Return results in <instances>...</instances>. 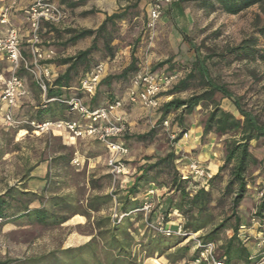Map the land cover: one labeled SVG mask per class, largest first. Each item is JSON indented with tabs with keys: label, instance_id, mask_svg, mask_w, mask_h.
<instances>
[{
	"label": "rangeland",
	"instance_id": "374dc122",
	"mask_svg": "<svg viewBox=\"0 0 264 264\" xmlns=\"http://www.w3.org/2000/svg\"><path fill=\"white\" fill-rule=\"evenodd\" d=\"M31 1V0H30ZM147 1L149 0H87L82 5L70 8L63 5L67 10V18L56 24L57 29L63 31L70 27L75 29L96 28L104 18V14L121 11L126 6H131L127 20L118 23L113 29L114 40L112 44L115 47V56L110 57L103 49V43L100 41V50L93 55L91 68L99 63L108 66V74L120 73L127 67L132 54L137 60V71L132 73L127 79L113 81L109 88L103 87L99 97V102L104 104L110 97H121L127 103V93L132 86V78L138 71H152L167 73L171 71H180L182 77H185L193 70V63L198 58H202L207 53H224L227 47L238 45L243 39L253 33L255 24L264 23V11L258 6L253 5L238 14H229L222 10L219 4L215 8L200 7L199 0H181L173 6L165 7L160 19L153 25H150L148 18ZM58 3V0H56ZM137 3V6H133ZM62 5V4H61ZM94 9L92 14H84L85 11ZM26 35L22 43V50L29 56V43L27 39L30 35L29 24L26 22ZM68 36L66 34H57L50 30L48 24L41 28V46L43 48H52L55 51V57L75 55L78 51L87 48L92 41V37L84 38L73 45L67 47L61 46V43ZM260 41V45H263ZM195 47H194V45ZM166 63L165 61H169ZM207 66L210 71V77L224 83L238 97L244 107L258 115L264 120V60L255 57L248 59H238L233 56H227L225 59L213 57L208 59ZM161 63H164L160 65ZM54 72L61 73L66 66L53 63ZM82 72L74 79L73 85H77ZM24 83L31 88L34 95L33 104L24 103L17 107L14 116L22 121L20 127L28 129L19 131L17 128H9L5 125L4 119L0 118L2 126L0 127V195L8 188L15 187L19 192L31 191L43 194L45 197L73 195L79 201L80 211L86 209L90 197L113 195L112 201L101 205L98 212H90L91 216L86 217L81 213L74 215L70 220L61 225H40L27 219L17 217L10 218V214L21 205L13 203L6 209L7 218L0 225V263L13 261V264H19L20 261L29 259L43 258L45 264H65L63 251L70 247H79L98 235L96 228L97 221L106 222L105 218H110L113 222L115 210L119 209L121 200L127 186L140 165L147 162H153L159 156L168 153L172 148L179 150L175 139L181 133L182 129L174 121L179 111H173L166 119L169 120V127L162 123L156 125V132L153 137L144 141L136 139L127 140L130 148L131 160H126L131 167L133 175L131 179L121 177L116 183L108 166L110 152L106 146L90 138H80L74 143L69 142L67 137L49 132L42 135H36L31 127L26 123L33 120V115L41 102L40 91L36 89L33 77L25 73ZM204 90L199 77L193 80L190 87L177 94L163 92L160 100L163 103L171 100L173 97L188 98L193 94ZM75 91V90H73ZM216 99L219 100L222 108L237 114L238 110L229 97H223L217 93ZM135 111H130L134 119L131 128L133 135L148 133L153 128L160 117L159 109H147L143 106H134ZM211 106H198L194 112L186 116L184 133L191 129V123L195 119L203 123L207 118ZM64 116L71 119L79 118L78 115L64 112ZM130 117V116H128ZM35 120V119H34ZM63 132V131H62ZM176 134L175 138L172 135ZM210 134V133H208ZM218 142L221 148V160L224 163L225 142L232 137H238L236 133L218 135ZM184 141V140H182ZM250 150L254 157L259 161L251 163L247 177L249 184L248 192L244 197L238 212L244 217L247 224L252 225L250 217L256 208L258 199V190L264 185V138L253 140ZM129 154V155H130ZM62 155V159L58 157ZM177 159L174 167L182 169V164H188L189 158H183V152L176 153ZM187 155V154H186ZM78 157L80 164L72 163V159ZM70 158V161H69ZM182 159L177 162L178 159ZM147 161V162H146ZM43 165V166H42ZM47 167L48 184L37 190L30 188L32 183V174L34 171H42V167ZM228 166L220 179L215 182L213 190L214 202L212 204V214L214 220L212 225L219 223L231 213V197H224L223 190L225 176L229 179ZM44 175V174H42ZM158 183L169 181L167 169L157 174ZM127 179V180H126ZM126 180V181H124ZM148 189L143 185L142 191ZM166 192H170V197L175 195L169 187ZM16 192L17 199L23 204L30 202L32 196H23ZM143 192L138 197L143 198ZM18 205V206H17ZM51 207L50 203H46ZM2 216V215H0ZM139 213L133 216V220L127 219L126 225L131 227V233L135 236L131 257L139 264H194V254L196 247L193 245V238H180L174 244L166 249L160 256H151L152 247L149 244L150 239L160 237L152 229L145 228V217ZM102 223L103 225L107 223ZM211 226L196 232L197 235H203ZM231 233L230 227H227L220 235L218 241ZM99 246L104 244L100 238ZM185 248L182 251V258L172 260L168 256L178 251L179 248ZM181 254V253H180Z\"/></svg>",
	"mask_w": 264,
	"mask_h": 264
},
{
	"label": "trees",
	"instance_id": "16d2710c",
	"mask_svg": "<svg viewBox=\"0 0 264 264\" xmlns=\"http://www.w3.org/2000/svg\"><path fill=\"white\" fill-rule=\"evenodd\" d=\"M50 1L56 2V0ZM86 1L87 0H58V4L63 8V5L75 8ZM199 2L200 7L210 6L211 8H215L216 4H219L222 10L229 14H238L253 5H258L262 11H264V0H199ZM133 6H137V3ZM131 8V6H126L121 11L111 14L105 13L103 20L96 28L75 29L68 27L60 31L55 24L49 22L43 23V25L48 24L51 31L57 34H66L68 36L61 43L63 47L73 45L84 38L92 37L91 44L87 48L78 51L75 55L47 61L50 67H53V63L66 66L65 70L53 79L48 89V98L69 96L70 88L79 86L80 80L92 69L93 55L100 50V41H102L103 49L108 55L110 57L115 56V47L112 44L114 40L113 29L116 28L119 22L127 20ZM94 12V9H90L85 11L84 14H92ZM260 41L264 42V23L255 24L253 33L250 36L243 39L238 45L227 47L224 53H207L202 58L195 60L193 63V70L180 79L178 83L167 92L170 94H177L185 91L197 77H199L201 84L204 86V90L185 99L173 97L171 100L162 104L160 107V117L155 126L151 128L148 133L126 135L124 138V140L136 139L137 141H144L151 138L156 132V125L162 123L173 111H179L174 119L182 129L181 133L175 139V142H178L182 138L183 131L187 128L185 125L186 116L192 114L198 106H211L209 114L203 122L204 134L214 132L218 135H225L232 132L236 133L238 137H232L226 140L224 163L210 180L209 188L206 189L201 187L199 189H193L189 186L188 181L181 179L180 170L174 167V163L177 159L174 148L165 155L159 156L153 162L146 161L147 163L140 165L138 172L136 171L135 175L128 183L124 197L120 199L121 204L117 211L125 215L121 219H114L113 222L110 218H105L106 222L105 220L103 222L97 221L96 228L98 230V235L92 237L89 242L82 246L70 247L63 251L64 258L66 259L65 264H139L137 260L130 256V249L133 244H135V236L131 233V227H129L128 224L126 225V222L127 219L133 220V216L139 213L143 214V212L138 209H140L146 201L153 200L147 192L152 186L157 189L169 187L175 192V195L171 196L169 201L167 200L164 208L161 207L164 202H159L149 214V220H154L153 215L155 213H157V215L164 214L167 223L171 218L170 214L174 210H178L185 220L184 228L188 232H199L211 226L209 231L200 235V239L204 243L215 242L217 244L216 254L218 257L225 258L229 262L238 261L242 264H255L259 260L262 254H255L246 243L243 242L244 235L247 236L248 239L251 238L247 234V230L248 227L252 225L244 221V217L238 212V209L248 192V169L251 163L259 162L252 154L250 146L253 140L264 138V120H261L260 117L251 110L246 109L241 102V98L236 96L227 85L210 77V71L206 61L215 56L221 59H225L227 56H233L238 59L258 57L264 60V43L260 45ZM165 62L168 63L170 60ZM162 64L164 63L160 65ZM136 71L137 60L135 55L132 54L130 64L120 73L106 74L104 76L94 95L88 97L82 91H75V95L84 98L86 104L92 109L105 105L117 99V97L108 96V102L104 104L100 103L99 97L102 93V88H109L113 81L127 79ZM81 72L82 75L79 77L77 85H73L74 79L78 77ZM25 73H27L26 70L22 69L19 75L25 77ZM36 89L40 91L37 86ZM217 93L222 94L223 97L231 98L238 113L234 114L222 108L219 100L216 99ZM64 112H67L69 115L72 114L69 107L65 104L56 101L44 102L41 99L32 118L37 121H44L46 119H71L69 117L66 118ZM62 158V155L58 157V159ZM228 166H231L229 179L224 187L222 195L224 197H231V213L219 223L212 225L214 215L211 210L214 202L213 190L215 188V182L221 178L222 172ZM166 169L169 175V181L158 183L156 175L164 172ZM48 175L49 172L45 177H32L30 188L32 190H37L39 188L44 190V187L48 184ZM143 185H147L148 189L142 191L141 188ZM16 192L19 191L15 187H10L0 195V215H2L4 221L10 216V218L17 217L19 220L27 219L28 221L40 225H61L79 213L86 217H90V212H98L100 206L111 202L113 197V195L90 197L86 209L80 211L77 205L79 201L73 195L51 196L47 198L43 194L21 191L19 192L20 195L33 197L30 202L22 205L17 199ZM142 192L144 196L140 199L138 194ZM257 200L256 208H252L253 212L250 217V222L252 224L254 222L262 223L264 221V196ZM13 203L19 204L21 207L17 205L18 207L16 210L7 217L6 209L11 207ZM46 203H50L51 207H47ZM104 222L107 224L103 225L102 223ZM241 226H245V228L242 229ZM168 227L175 228L176 225L175 227ZM227 227H230L231 233L229 235L227 234L221 242L218 241L220 235ZM155 233L160 237L150 239L149 241L153 250L151 256L163 255L170 244H174L178 239L183 238V236H165L157 232ZM98 238H100L104 244L102 247L98 244ZM192 243L195 246V242L193 241ZM185 249L186 247H181L168 257L172 260L180 259L183 256L182 251ZM198 255L199 249L196 248L193 258L195 259ZM43 258L45 257L20 261L19 264H45ZM0 264H13V261L1 262Z\"/></svg>",
	"mask_w": 264,
	"mask_h": 264
},
{
	"label": "built area",
	"instance_id": "2783aa9c",
	"mask_svg": "<svg viewBox=\"0 0 264 264\" xmlns=\"http://www.w3.org/2000/svg\"><path fill=\"white\" fill-rule=\"evenodd\" d=\"M180 0H149L148 18L150 25L157 22L164 12V8L173 6ZM18 0H9L0 12V23L9 24L10 15L16 8ZM24 14L29 24L30 35L28 37L29 56H26L22 50V41L18 28L10 25L5 33H0V53L9 63V76L3 80V88L0 93V111H3V119L9 128H18L19 131L28 129L20 127L22 121L14 116V111L18 107L19 100L27 93L26 84L23 76L19 72L24 69L33 77V80L40 90L41 99L44 102L56 101L69 107L72 114L78 115L77 119H46L44 121L30 120L26 123L36 135H42L49 132L65 131L68 133V140L74 143L80 138H90L106 146L110 152L108 166L116 183L121 177L128 178L133 175L131 167L126 163V158L130 153L129 146L125 143V136L129 132L128 125L118 111L121 110L125 102L122 98H117L105 105L96 108H90L85 99L74 94L69 96H59L48 98L47 93L53 78L51 68L47 61L55 57V51L52 48H43L40 38V30L44 22L58 24L67 18V11L58 3L50 0H35L24 8ZM106 65L99 63L95 65L84 78L80 80L78 87H71L70 90L82 91L90 97L95 94L97 87L104 76L107 74ZM180 71H171L167 73H155L148 70L138 71L132 78V86L127 96L131 104L140 103L146 109H159L162 106L160 95L174 87L182 79ZM164 125L169 127V120L164 121ZM176 134L172 135L175 138ZM188 137V133H184ZM72 163L79 165L80 159L74 157ZM215 173L202 165L198 160L192 159L182 169L180 177L188 181L193 189L201 187L208 189L209 182ZM127 180V179H126ZM124 180V181H126ZM148 194L153 197L157 193L156 188H149ZM258 199L264 196V185L258 190ZM155 204L152 200L146 201L138 209L142 211L145 217L146 228L165 236H183L184 238H193L195 247L199 249V255L194 259V264H242L238 261H227L216 254L217 244L215 242L204 243L196 232H188L184 228L185 220L178 210H175L179 217L176 227L170 228L166 225L164 214H158L157 219L151 221L149 214L154 209ZM125 214L115 210L114 217L121 219ZM4 218L0 216V225ZM242 229L245 226H241ZM247 236H243V242L248 241ZM255 264H264V252Z\"/></svg>",
	"mask_w": 264,
	"mask_h": 264
},
{
	"label": "crops",
	"instance_id": "0c3cea01",
	"mask_svg": "<svg viewBox=\"0 0 264 264\" xmlns=\"http://www.w3.org/2000/svg\"><path fill=\"white\" fill-rule=\"evenodd\" d=\"M35 0H18V4L16 8L12 11L10 15V23L9 24H1L0 23V33H5L7 28L10 25L15 26L18 28L21 41L23 43L24 37L26 35V16L24 14V8L33 3ZM9 2V0H0V12L4 8V6ZM148 5V4H147ZM149 7L147 6V9ZM28 42V39H27ZM51 68L52 78L54 79L59 75V73L54 72V68ZM107 68V74H108V66ZM160 74L159 72H155ZM9 76V63L5 59V57L0 53V93L3 88V80ZM26 90L27 93L24 97H22L18 102V108L21 107L24 103L33 104L35 98L33 95V92L31 88L28 85V82L26 84ZM75 91L69 90V94H74ZM41 97V94H40ZM121 98V97H117ZM139 105L142 106L140 103L131 104L129 102L125 103L124 107L118 111V114L124 117L129 132L127 135H133L131 124L134 123V119L132 117V113L130 111H135L134 106ZM145 110H147L145 108ZM149 111V110H147ZM3 111H0V118L3 120ZM130 116V117H128ZM2 126V123L0 122V127ZM191 129L187 131L188 137L187 139H182L177 142V146L179 150L176 148V153L183 152L184 155L183 158H189V160L196 159L198 160L202 165L206 166L207 168L211 169L215 174L218 172L222 160H221V148H218L220 146V143L218 142V134L214 132H210V134H204V123H199L196 119L194 122L191 123ZM57 133L60 136L68 137V133L65 131H58ZM54 131L53 133H56ZM125 143L128 145L127 140H125ZM130 154V153H129ZM187 154V155H186ZM131 154L127 156V160H131L130 158ZM182 160L181 158L177 160L179 162ZM187 164H182V167L184 168ZM43 166V165H42ZM44 169V173L42 171H34L32 174V177H45L48 173L47 167H42ZM44 174V175H42ZM131 177H129V180ZM224 184L227 183L228 177L225 176ZM126 186L128 184H125ZM151 188V187H150ZM155 188V187H152ZM157 189V188H156ZM166 188L163 189H157L156 195L152 197V201L154 202L155 206L161 201L164 203L161 205L162 208H164L165 204L167 203V200L169 201L170 198V192H166ZM148 191V190H147ZM163 194V195H162ZM166 201V202H165ZM171 218L166 223L167 226L175 227L177 224V221L179 217L177 216V213L175 210L170 214ZM154 221L157 219V213L153 215ZM247 234L251 237L247 242L246 245L250 248L251 251H253L255 254H262L264 252V221L261 222H254L252 226L248 227Z\"/></svg>",
	"mask_w": 264,
	"mask_h": 264
},
{
	"label": "bare ground",
	"instance_id": "6f19581e",
	"mask_svg": "<svg viewBox=\"0 0 264 264\" xmlns=\"http://www.w3.org/2000/svg\"><path fill=\"white\" fill-rule=\"evenodd\" d=\"M152 187H154V186H152Z\"/></svg>",
	"mask_w": 264,
	"mask_h": 264
}]
</instances>
